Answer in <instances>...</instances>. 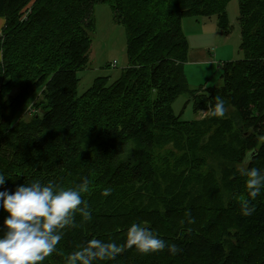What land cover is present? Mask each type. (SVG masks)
<instances>
[{
    "label": "trees",
    "instance_id": "16d2710c",
    "mask_svg": "<svg viewBox=\"0 0 264 264\" xmlns=\"http://www.w3.org/2000/svg\"><path fill=\"white\" fill-rule=\"evenodd\" d=\"M230 1L0 0L5 21L0 172L10 178L5 187L14 191L18 180H39L74 188L75 171L89 181L82 198L93 220L85 222L77 214L75 227L64 230L59 253L44 264H64L66 255L91 238L122 245L133 223L163 233L167 244L178 246L175 255L162 251L161 264H264V193L252 201V216L240 212V202L248 199L243 173L251 167L264 171V140L259 139L264 136V0H237L244 57L224 64L221 88L191 90L184 74L189 53L184 20L217 16L219 32L230 35ZM99 4L109 5L114 22L125 29L128 67L114 84L97 78L79 96L78 72L89 63L95 27L90 19ZM13 87L15 96L9 95ZM183 93L190 95L196 113H208L204 120L182 122L175 114L173 104ZM217 97L226 111L234 110L231 120L226 114L211 117ZM28 105L30 119L17 117ZM182 125L187 139L179 135L178 141L183 148L195 150L203 164L218 162L225 199L216 198V187L202 178L176 189L167 179L158 151L173 142L168 134ZM29 154L33 160H24ZM236 162L244 170H235ZM201 210L204 214L194 221ZM1 212L3 225L7 213ZM136 253L125 249L99 264H138Z\"/></svg>",
    "mask_w": 264,
    "mask_h": 264
},
{
    "label": "rangeland",
    "instance_id": "374dc122",
    "mask_svg": "<svg viewBox=\"0 0 264 264\" xmlns=\"http://www.w3.org/2000/svg\"><path fill=\"white\" fill-rule=\"evenodd\" d=\"M227 13L233 28L230 35L219 32L217 27V16L202 18L200 20L189 18L185 19L183 22L182 30H184L189 40L188 62L184 67V74L191 90H198L201 87L221 88V86L224 85L222 79L224 64L229 61L241 60L244 57L240 50L241 32L238 21L240 13L239 2L237 0H231L228 3ZM92 19L95 21V27L92 33H90L92 47L89 54V63L83 70L78 72V78L80 80L78 87L79 96L86 93L94 85L97 78H108L109 83L114 84V82L120 78L123 70L128 67L126 32L123 26L114 22L110 6L102 4L97 5L94 8V15L90 20ZM203 52L205 54L204 57L199 55ZM0 57L1 61V48ZM17 93L18 90L15 87L9 90V95L12 94V96H15ZM34 99L35 96H33L30 103L34 102ZM85 103L88 108L89 106L92 107L88 101H85ZM24 109V112L22 111L24 115H21L22 112H20L17 117L21 116V118L28 121L30 119L31 109L28 111L29 105ZM173 109L177 116H181L182 122L201 121L208 115L206 112H195L193 102L188 93L181 94L175 100ZM44 112L45 106L42 104L40 106L39 115H44ZM233 112L234 110L231 108L226 111V117L229 118V120L233 118ZM2 120L3 114L0 111V123H2ZM236 121L237 120L233 121L234 132H237L239 128ZM214 129H219V127L215 126ZM179 135L184 137L185 142L187 134L183 125L168 134V137L171 138L173 142L161 146L158 151V154H161L159 158L160 164H164L163 167H165L167 179L170 182H175L174 189L179 187L183 188L190 179L202 178L208 184H212L216 187V189H214L216 198L220 200L225 199L227 196L225 190L227 189L224 188L223 177L220 174L221 168L218 162L214 159L209 160L208 164L197 161L194 155L195 150L187 149L186 147L183 148L181 142L178 141ZM68 149L65 151H68ZM24 160L30 161L33 159L29 154L24 157ZM233 168L239 171L244 170L243 165L239 162H236ZM188 175L193 176L185 178ZM74 176H77V178L70 179L76 181V186L85 178L81 176V172L78 171L73 172L71 177ZM17 178L21 179V176ZM16 184L20 185L22 181L18 180ZM165 189H167L166 186ZM213 195L214 192L212 190L207 193L206 199L210 201ZM0 213H2L1 209ZM203 214V210L198 211L194 221L200 220ZM1 217L2 215H0V219ZM103 219H105L103 221V232L107 233V225L109 222L107 221V217L103 216ZM127 226H129V223ZM154 233L164 240L165 238L167 239L163 233ZM161 253L162 251L151 254L136 253L133 260L138 264H161L163 259V256H160Z\"/></svg>",
    "mask_w": 264,
    "mask_h": 264
},
{
    "label": "clouds",
    "instance_id": "9594fccd",
    "mask_svg": "<svg viewBox=\"0 0 264 264\" xmlns=\"http://www.w3.org/2000/svg\"><path fill=\"white\" fill-rule=\"evenodd\" d=\"M225 114V101L217 97L211 117L223 118ZM259 139L264 140V136ZM243 174L247 177L248 199L240 202V212L242 216L250 217L255 212L252 201L264 193V171L251 167ZM9 179L0 172V209L7 213L3 225H0V264H44L47 258L59 253L58 245L64 230L75 227L77 214L85 222L93 220L82 198L89 186L86 177L74 188L36 180L20 184L14 191L5 187ZM103 195L110 193L105 191ZM133 248L141 254L165 248L173 255L179 251L176 244H167L147 226L133 223L122 245L91 238L78 250L66 255L64 264L108 262L115 260L125 249Z\"/></svg>",
    "mask_w": 264,
    "mask_h": 264
},
{
    "label": "crops",
    "instance_id": "0c3cea01",
    "mask_svg": "<svg viewBox=\"0 0 264 264\" xmlns=\"http://www.w3.org/2000/svg\"><path fill=\"white\" fill-rule=\"evenodd\" d=\"M4 23H5V21H3V19H0V33H1V31H2V29L4 27V25H5ZM199 55L202 56V57H204L205 54L203 52V53H200Z\"/></svg>",
    "mask_w": 264,
    "mask_h": 264
}]
</instances>
